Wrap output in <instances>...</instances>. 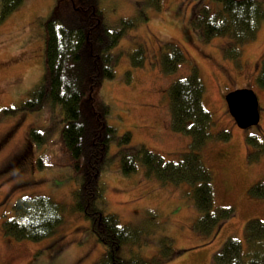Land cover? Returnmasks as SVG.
Returning a JSON list of instances; mask_svg holds the SVG:
<instances>
[{
	"label": "rangeland",
	"instance_id": "374dc122",
	"mask_svg": "<svg viewBox=\"0 0 264 264\" xmlns=\"http://www.w3.org/2000/svg\"><path fill=\"white\" fill-rule=\"evenodd\" d=\"M82 1H76L77 8ZM58 2L26 0L0 23V264H97L105 252L90 224L73 209L80 184L63 158L61 109L22 111V104L42 82L45 24ZM98 4L110 27L142 17L147 21L129 30L113 50L118 60L116 76L103 81L95 92L96 109H108V125L120 137L130 134L132 147H144L165 162H179L191 151L192 142L172 129L168 93L173 83L197 68L206 88L204 107L215 123V139L207 143L201 156L214 176L215 208L235 212L210 244V238L199 236L194 229L200 215L193 207L190 187L148 178L143 167L133 175L124 174L118 146L113 144V163L105 168L101 184L107 200L105 213L133 232L120 255L150 264H212L214 254L229 238L245 244L250 221L264 222V199L250 193L264 183V90L258 84L264 61V25L258 37L241 48L239 58H228V39L204 42L191 25L193 0H161L158 7H150L148 0H99ZM171 44L181 49L187 62L174 75H166L161 72L160 59L169 53ZM139 48L145 63L134 69L131 57ZM242 89L255 91L262 109L260 126L248 131L237 127L225 102L226 95ZM33 131L42 133V144L31 139ZM222 131L230 133V142L216 140ZM249 138L256 139L257 145L249 146ZM30 196L47 197L66 210L64 224L41 243L15 241L3 233V223L13 216L16 202Z\"/></svg>",
	"mask_w": 264,
	"mask_h": 264
},
{
	"label": "trees",
	"instance_id": "16d2710c",
	"mask_svg": "<svg viewBox=\"0 0 264 264\" xmlns=\"http://www.w3.org/2000/svg\"><path fill=\"white\" fill-rule=\"evenodd\" d=\"M25 1L1 0L0 23L17 12ZM76 1L59 0L46 21L44 75L40 85L22 104V111L36 113L55 107L62 111L63 158L72 166L77 184H80V189L74 193L73 209L84 216L98 243L105 247L97 264H150L120 255V250L132 240L133 232L123 227L115 216L105 213L107 200L101 176L113 163L110 157L113 144L118 146L124 174L133 175L143 167L148 178L175 186L188 185L193 207L200 215L194 229L199 236L210 238L209 243H213L224 225L234 218L235 212L215 208L214 176L201 156L207 143L215 139V123L204 107L206 88L198 69L193 67L191 75L173 83L168 93L172 129L191 138V151L179 162H165L144 147H132L130 134L120 137L108 125V109H96L95 92L103 81L113 80L116 76L118 60L113 50L129 30L137 29L147 18L121 21L118 28H113L105 23L104 14L98 8L99 0L95 3L83 0L78 8ZM193 2L191 25L200 31L204 42L228 39L231 42L225 49L228 58H239L241 48L254 41L264 25V1L261 0ZM160 3L161 0H148L150 7H158ZM170 47L169 53L160 59L161 72L166 75H174L187 62L177 45ZM131 61L134 69L144 66L141 48L133 53ZM258 84L264 90V61ZM31 139L42 144L44 137L33 131ZM216 140L228 143L231 135L222 131L216 135ZM248 144L253 147L257 141L249 138ZM251 157L252 153L250 160ZM63 166L67 167L66 163ZM89 177L93 178L89 181ZM250 193L264 199V183L254 186ZM13 211L11 219L3 223L5 237L32 243L53 237L64 224L66 212L64 205L43 196L20 198ZM244 242L229 238L214 254L212 264H264V222L250 221Z\"/></svg>",
	"mask_w": 264,
	"mask_h": 264
},
{
	"label": "water",
	"instance_id": "95a60500",
	"mask_svg": "<svg viewBox=\"0 0 264 264\" xmlns=\"http://www.w3.org/2000/svg\"><path fill=\"white\" fill-rule=\"evenodd\" d=\"M229 114L240 130L248 131L261 122V107L256 93L249 89L238 90L225 98Z\"/></svg>",
	"mask_w": 264,
	"mask_h": 264
}]
</instances>
